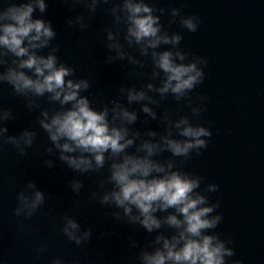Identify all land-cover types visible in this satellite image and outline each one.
<instances>
[{"label": "water", "instance_id": "obj_1", "mask_svg": "<svg viewBox=\"0 0 264 264\" xmlns=\"http://www.w3.org/2000/svg\"><path fill=\"white\" fill-rule=\"evenodd\" d=\"M27 2L0 0V11L8 3ZM44 2L45 11L34 10L33 19L50 23L55 35L47 47L36 50V55L53 54L58 65L72 68L73 74L66 80H87L89 87L80 95L88 99L93 110L108 109L109 125L127 129V138L133 143L116 156L105 152L104 165L99 169L94 166L85 173L74 171L59 159V150L39 123L42 112L51 117L70 105L62 107L51 101L48 93L40 97L18 95L10 85L0 83V112L11 113V118L0 123L7 128L4 136L35 133L32 146L25 148L23 155L10 143L0 145V264H51L53 259L63 264H141L142 252L151 253L159 247L155 244L157 236L171 239L178 234L177 229L163 223L164 219L169 215L182 217L172 208L158 210L154 215L161 227L148 233L138 222H130L123 208L111 202L101 204V200L116 190L110 180L113 163L122 162L125 155L144 157L146 153L138 149L145 142L160 144L164 137L181 142L188 139L174 127L182 118L192 127L202 126L211 132L209 138L201 137L207 140L206 148L192 149L187 156H173L165 148L149 159L165 167L170 162L171 171L198 178L194 192L206 197L208 204L203 206L219 205L209 218L221 215L222 220L204 234L231 240L226 246L235 254L226 258L228 264H264V0H144L164 9L162 34L181 36L177 45L161 44L144 55L142 45L133 42L129 46L125 38L127 25L119 7L123 0H99L94 11L87 7L91 0ZM114 7L121 16L119 23L112 13ZM172 8H179L184 17L198 16L201 23L197 31L183 28L180 17L170 15ZM109 32L114 36L112 41L107 39ZM112 44L120 45L123 59L116 58V50L109 47ZM153 51H179L185 59L176 60L178 64L206 60V65L197 63L204 72L203 82L179 99L171 92L161 97L156 89L162 87L165 74L155 68ZM109 57L113 59L109 61ZM129 57L137 63H131ZM0 59L4 61L0 73L15 67L16 58L11 54L5 52ZM23 71L32 76L29 70ZM128 89L144 91L155 103L144 100L129 104ZM117 104L134 112L136 120L131 124L113 121L112 109ZM143 106L156 118L144 113ZM150 132L154 135L149 136ZM46 162H51V167ZM73 182L82 184L78 193L71 188ZM28 183L43 194L44 203L25 219L13 212L17 193L31 195L33 190L26 189ZM209 185H216L217 190L207 191ZM131 215H139L134 207ZM66 219L79 225L78 235L90 231L89 241L80 246L69 241L61 231ZM41 246L45 250L38 252Z\"/></svg>", "mask_w": 264, "mask_h": 264}, {"label": "clouds", "instance_id": "obj_2", "mask_svg": "<svg viewBox=\"0 0 264 264\" xmlns=\"http://www.w3.org/2000/svg\"><path fill=\"white\" fill-rule=\"evenodd\" d=\"M99 0H91L87 7L94 11ZM108 0H104L107 3ZM120 11L124 14V23L127 25L126 39L129 46L134 42L142 45L141 54H147L148 49H156L161 44L177 45L181 39L179 35L169 37L166 33H161L160 17L164 15L163 8H155L147 4L144 0H123ZM38 9L43 13L46 9L44 0H29L27 3H8L0 11V49L16 58L13 63L15 67H8L6 71L0 73V83L11 86L18 95L31 94L35 97L50 94L51 101L58 102L62 107L70 105V108L59 111L48 116L47 112H42L43 119L39 121L40 126L48 133V139L60 152L59 159L67 163L68 167L74 171L85 173L103 167L104 153L110 152L113 156L124 152L132 145L133 140L128 139V131L124 127L110 126L108 109L97 112L90 107L86 97L80 95L89 87L87 80L80 79L73 81L65 79L73 74V69L64 64H57V58L53 54L47 57L36 55V50L48 46L55 33L50 23L41 19H33L34 10ZM159 12V15H154ZM170 15L175 19L180 17V25L191 33H195L200 25V18L196 15L184 17L180 15L179 8L169 10ZM112 13L117 23L121 16L116 15V8ZM81 17H77L79 23ZM68 23L71 25L72 20ZM83 27V25H81ZM107 39L112 41L114 36L109 32ZM110 49H115L117 57L123 59L125 53L120 51L119 44H112ZM56 49H52L54 53ZM0 52V57L5 55ZM155 68L165 74L162 87L156 89L161 95L171 92L176 99L185 95L187 91L194 88L204 80V72L197 68V63L206 65V60H198L196 63H176V60L183 61L185 56L179 51L173 53L164 51L151 53ZM113 57H109L111 61ZM131 63H137L129 57ZM18 61V62H17ZM4 61L0 59V65ZM142 66V65H141ZM29 70L32 76L26 75ZM155 75V73H154ZM149 91L152 85L148 84ZM128 103L148 100L155 103L146 96L144 91L127 90ZM142 111L155 119V113L143 106ZM194 109V112H198ZM112 120H119L122 123H133L136 120L134 112H129L119 104L112 109ZM11 118L9 110L0 112V123ZM181 126H183L181 128ZM179 129V135L185 141H176L162 138L160 144L143 143L138 151H144V157L128 156L122 158V162L111 165L110 180L114 183L115 189L110 194H105L101 204L114 203L116 207L123 208L124 215L132 223H139L148 233L160 229L161 221L154 213L158 210L163 212L169 208L182 217L177 219L176 215L167 216L163 223L178 230V234L171 239L157 236L155 244L159 245L153 252H142L140 254L141 264H228L226 258L234 256V251L226 244H231V240L224 241L216 235L204 234L209 229L217 227L222 220L221 215L211 216L210 214L218 204L203 206L208 204L205 196L195 193L199 186L198 178H190L187 174L171 171L173 165L168 163L167 167L160 165L149 157L162 151L165 148L173 156H187L192 149H205L207 140L211 132L205 127H192L186 119H180L174 125ZM6 127L0 126V145L12 144L19 149V154H24V149L31 147L35 133L23 131L17 137H5ZM135 135V134H134ZM149 136L154 133H148ZM64 140V143H59ZM23 144L24 147L20 145ZM51 151V149H47ZM79 152V156L65 155V153ZM87 154V155H85ZM199 154V153H197ZM51 167V162H46ZM157 175H153V174ZM151 177V178H149ZM82 184L73 182L71 188L74 192L79 191ZM26 189H32L31 195H26L24 191L17 193V206L13 214L17 217L23 216L25 219L31 218L37 209L43 205L44 197L40 191L35 190L32 183L26 185ZM216 185H209L207 191L215 192ZM134 207L139 215L132 216ZM63 235L80 246L91 238L90 231L80 232L79 225L72 219H66L62 229ZM136 247L135 243L132 245ZM43 246L37 249L43 252ZM51 264H63L60 259H53ZM232 264H241L234 261Z\"/></svg>", "mask_w": 264, "mask_h": 264}]
</instances>
